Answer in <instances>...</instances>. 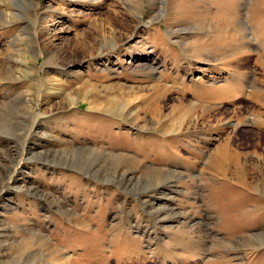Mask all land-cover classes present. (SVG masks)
<instances>
[{
    "label": "rangeland",
    "instance_id": "obj_1",
    "mask_svg": "<svg viewBox=\"0 0 264 264\" xmlns=\"http://www.w3.org/2000/svg\"><path fill=\"white\" fill-rule=\"evenodd\" d=\"M0 264H264V0H0Z\"/></svg>",
    "mask_w": 264,
    "mask_h": 264
},
{
    "label": "crops",
    "instance_id": "obj_2",
    "mask_svg": "<svg viewBox=\"0 0 264 264\" xmlns=\"http://www.w3.org/2000/svg\"><path fill=\"white\" fill-rule=\"evenodd\" d=\"M121 240H122V239L119 238V239H118V243H115V245H116V244H119ZM113 248H115V247H113ZM114 250H115V249H114ZM115 251H116V250H115ZM112 257H114L118 262H121V259L117 258V253H116V252H114V254H113Z\"/></svg>",
    "mask_w": 264,
    "mask_h": 264
}]
</instances>
